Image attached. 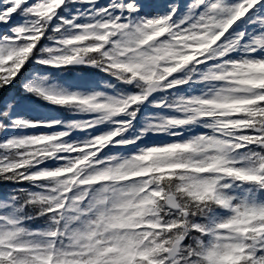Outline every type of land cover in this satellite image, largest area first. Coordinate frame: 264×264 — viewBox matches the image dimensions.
<instances>
[{"label":"snow or ice","instance_id":"obj_1","mask_svg":"<svg viewBox=\"0 0 264 264\" xmlns=\"http://www.w3.org/2000/svg\"><path fill=\"white\" fill-rule=\"evenodd\" d=\"M0 264H264V0H0Z\"/></svg>","mask_w":264,"mask_h":264}]
</instances>
